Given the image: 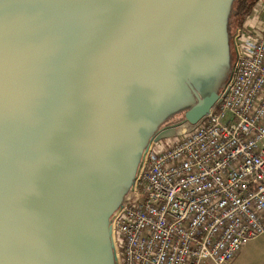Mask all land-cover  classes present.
I'll return each instance as SVG.
<instances>
[{"label": "water", "instance_id": "95a60500", "mask_svg": "<svg viewBox=\"0 0 264 264\" xmlns=\"http://www.w3.org/2000/svg\"><path fill=\"white\" fill-rule=\"evenodd\" d=\"M236 1L0 0V264H119L153 144L231 83Z\"/></svg>", "mask_w": 264, "mask_h": 264}, {"label": "built area", "instance_id": "2783aa9c", "mask_svg": "<svg viewBox=\"0 0 264 264\" xmlns=\"http://www.w3.org/2000/svg\"><path fill=\"white\" fill-rule=\"evenodd\" d=\"M262 14L258 0L238 24L234 75L211 114L153 144L113 223L119 264H227L264 235Z\"/></svg>", "mask_w": 264, "mask_h": 264}, {"label": "crops", "instance_id": "0c3cea01", "mask_svg": "<svg viewBox=\"0 0 264 264\" xmlns=\"http://www.w3.org/2000/svg\"><path fill=\"white\" fill-rule=\"evenodd\" d=\"M261 18L264 19L262 14ZM202 264H212L204 262ZM227 264H264V235L251 240Z\"/></svg>", "mask_w": 264, "mask_h": 264}, {"label": "trees", "instance_id": "16d2710c", "mask_svg": "<svg viewBox=\"0 0 264 264\" xmlns=\"http://www.w3.org/2000/svg\"><path fill=\"white\" fill-rule=\"evenodd\" d=\"M256 2H257V0H251V1L250 0H244V2L240 1V2H236L235 3L238 6L239 23L241 21H243L244 18L247 17L251 13V11H252L253 7L255 6ZM187 128H189V126H184V127L181 128V131H184Z\"/></svg>", "mask_w": 264, "mask_h": 264}, {"label": "rangeland", "instance_id": "374dc122", "mask_svg": "<svg viewBox=\"0 0 264 264\" xmlns=\"http://www.w3.org/2000/svg\"><path fill=\"white\" fill-rule=\"evenodd\" d=\"M251 1V0H250ZM258 1V0H257ZM259 20H261V21H264V19L263 18H258ZM234 23L236 24V25H238L239 24V19H237V21H235L234 20ZM263 23L262 22H260V25H262ZM184 127V126H183ZM182 128V127H181ZM181 128H179V129H176L175 131H172V132H170V133H168L169 135H171V134H174V133H181L182 131H181ZM167 137H169V136H167ZM171 137V136H170Z\"/></svg>", "mask_w": 264, "mask_h": 264}, {"label": "flooded vegetation", "instance_id": "af4514ba", "mask_svg": "<svg viewBox=\"0 0 264 264\" xmlns=\"http://www.w3.org/2000/svg\"><path fill=\"white\" fill-rule=\"evenodd\" d=\"M244 2V0H237L236 2ZM235 8H236V10H237V14L233 17V19L235 20V21H237V19H239V17H238V15H239V11H238V6L235 4ZM237 27H238V25H236Z\"/></svg>", "mask_w": 264, "mask_h": 264}]
</instances>
